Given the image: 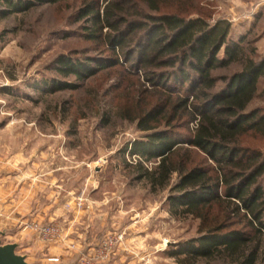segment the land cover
Listing matches in <instances>:
<instances>
[{
	"label": "rangeland",
	"instance_id": "1",
	"mask_svg": "<svg viewBox=\"0 0 264 264\" xmlns=\"http://www.w3.org/2000/svg\"><path fill=\"white\" fill-rule=\"evenodd\" d=\"M30 1L34 4L27 10L7 15L2 12L8 6L0 2V220L31 219L26 226L43 248L39 264H181L169 253L198 235L199 221L174 215L169 188L153 190L138 179L131 165L141 159L125 151L145 132L123 113L155 103L160 93L122 55L121 64H96L116 56L93 38L92 14L83 12L95 3L102 13L108 2L117 1L128 20L144 21L153 13L150 0ZM156 2L160 12L229 22L228 38L243 37L247 55L256 50L253 57H264V0ZM136 39L134 49L141 41ZM61 57L91 59L96 72L86 80L65 75L58 66ZM239 69L234 63L212 74L220 79ZM54 80L77 87L44 91ZM163 83L175 96L187 87L174 78ZM217 85L222 87L223 80ZM258 86L251 108L264 111V76ZM194 126L190 123L189 130ZM157 162L144 164L151 168ZM260 183L264 188V176ZM3 205H12L5 214ZM23 205L28 208L18 212ZM35 222L58 227L59 236L42 240L32 228ZM197 264L230 263L201 259Z\"/></svg>",
	"mask_w": 264,
	"mask_h": 264
},
{
	"label": "trees",
	"instance_id": "2",
	"mask_svg": "<svg viewBox=\"0 0 264 264\" xmlns=\"http://www.w3.org/2000/svg\"><path fill=\"white\" fill-rule=\"evenodd\" d=\"M0 2L8 6L2 15L25 11L34 4L30 0ZM150 2L153 13H146L144 21L128 20L125 13H119L124 7L117 1L108 2L102 13L95 3L83 10L84 15L92 14L93 38L99 37L116 56L96 64H121L122 55L125 63L132 62L134 69L145 72L152 90L161 96L136 113H123L145 132L125 148L141 159L131 166L137 169V178L149 182L153 190L169 188L167 202L174 215L199 221L198 235L169 253L179 263L218 259L230 264H262L264 111L251 105L264 76V57H253L256 50L253 56L247 55L243 37L229 39L231 24L227 21L210 23L202 16L160 12L159 3ZM138 36L141 41L134 49ZM90 61L61 57L58 66L63 74L86 80L96 72ZM234 63L240 69L232 74L220 79L212 74L215 68ZM164 67L171 71H161ZM165 78L181 82L182 88L187 84L185 91L175 96L163 83ZM219 80L224 82L220 88ZM76 87L58 80L45 90L37 85L47 92ZM181 128L186 132H178ZM155 158L154 167L145 166Z\"/></svg>",
	"mask_w": 264,
	"mask_h": 264
},
{
	"label": "crops",
	"instance_id": "3",
	"mask_svg": "<svg viewBox=\"0 0 264 264\" xmlns=\"http://www.w3.org/2000/svg\"><path fill=\"white\" fill-rule=\"evenodd\" d=\"M12 205H3V212L7 213ZM25 205L18 207V212H24ZM31 219H1L0 230L3 232L0 235L2 243H16L17 253L25 255L30 264H39L40 255L43 248L41 243L35 237L33 232L29 229L28 221ZM46 220V219H40ZM52 220V219H49Z\"/></svg>",
	"mask_w": 264,
	"mask_h": 264
},
{
	"label": "water",
	"instance_id": "4",
	"mask_svg": "<svg viewBox=\"0 0 264 264\" xmlns=\"http://www.w3.org/2000/svg\"><path fill=\"white\" fill-rule=\"evenodd\" d=\"M3 232L0 231V235ZM0 264H30L25 255L17 253L16 243H2L0 238Z\"/></svg>",
	"mask_w": 264,
	"mask_h": 264
},
{
	"label": "built area",
	"instance_id": "5",
	"mask_svg": "<svg viewBox=\"0 0 264 264\" xmlns=\"http://www.w3.org/2000/svg\"><path fill=\"white\" fill-rule=\"evenodd\" d=\"M32 228L38 233V235L44 241H54V239H56L57 236H59L58 227L53 225H41L40 223L35 222L32 224Z\"/></svg>",
	"mask_w": 264,
	"mask_h": 264
}]
</instances>
